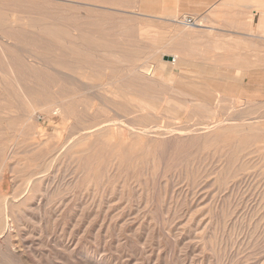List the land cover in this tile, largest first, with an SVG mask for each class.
<instances>
[{"label": "rangeland", "instance_id": "1", "mask_svg": "<svg viewBox=\"0 0 264 264\" xmlns=\"http://www.w3.org/2000/svg\"><path fill=\"white\" fill-rule=\"evenodd\" d=\"M55 1L0 0V33L17 44L0 49V264H264V86L204 88L168 64L183 28L158 0ZM143 95L156 106L144 118ZM120 118L127 134L83 139Z\"/></svg>", "mask_w": 264, "mask_h": 264}, {"label": "crops", "instance_id": "2", "mask_svg": "<svg viewBox=\"0 0 264 264\" xmlns=\"http://www.w3.org/2000/svg\"><path fill=\"white\" fill-rule=\"evenodd\" d=\"M155 11L176 16L162 22L183 28L168 48L175 54L162 57L177 56L174 66L193 82L208 83L204 88L264 86V0H158ZM188 17L197 26H185Z\"/></svg>", "mask_w": 264, "mask_h": 264}, {"label": "bare ground", "instance_id": "3", "mask_svg": "<svg viewBox=\"0 0 264 264\" xmlns=\"http://www.w3.org/2000/svg\"><path fill=\"white\" fill-rule=\"evenodd\" d=\"M12 1V0H11ZM38 1V0H37ZM57 1V0H56ZM55 1V2H56ZM63 1H65V0H63ZM3 2V1H2ZM9 2V1H8ZM7 2V3H8ZM40 2V1H39ZM39 2H38V4H39ZM42 2V1H41ZM45 2V1H44ZM54 2V1H53ZM58 2V1H57ZM6 3V2H5ZM10 3V2H9ZM48 3V2H47ZM64 3V2H63ZM67 3V2H66ZM73 3V2H72ZM71 3V4H72ZM17 4V3H16ZM41 4V3H40ZM44 4H46V3H44ZM43 4V5H44ZM53 4V3H52ZM55 4H57V3H55ZM55 4H53V5H55ZM70 4V5H71ZM4 5V4H3ZM43 5H41V6H43ZM46 5H48L49 6V3L48 4H46ZM52 5V6H53ZM65 5V4H64ZM73 5V4H72ZM40 6V5H39ZM51 6V7H52ZM57 6V5H56ZM62 6V5H61ZM44 7H45V5H44ZM58 7V6H57ZM60 7V6H59ZM73 7V6H72ZM54 8V7H53ZM2 9V8H1ZM46 9H48L47 8V6H46ZM51 9V8H50ZM56 9V8H55ZM36 10V9H35ZM37 10H39V9H37ZM42 10H43V8H42ZM49 10V9H48ZM51 11H54V10H51ZM56 11V10H55ZM36 12V11H35ZM38 12V11H37ZM42 12H44V11H42ZM42 12H40L41 14H42ZM11 13V12H10ZM20 13V12H19ZM50 12H48V13H46L47 15L49 14ZM59 13V12H58ZM65 13V12H64ZM1 14V13H0ZM3 14V13H2ZM45 13H43V15H44ZM55 14V13H54ZM57 14V13H56ZM60 14V13H59ZM7 15V14H6ZM38 15H40V14H38ZM47 15H46V17H47ZM50 15V14H49ZM61 15V14H60ZM59 15V16H60ZM23 16V15H22ZM54 16V15H53ZM8 17H10L9 15H8ZM8 17H6V18H8ZM21 17V16H20ZM29 17H30V15H29ZM61 17V16H60ZM14 18V17H13ZM18 18V17H17ZM40 18V17H39ZM39 18H36L37 20L39 19ZM31 19V18H30ZM42 19V18H41ZM51 19H53V18H51ZM1 20V19H0ZM15 20V19H14ZM18 20V19H17ZM36 20V21H37ZM44 20H45V18H43V20H41L42 22H44ZM54 20V19H53ZM195 20V19H194ZM40 21V20H39ZM40 21V22H41ZM46 21H47V19H46ZM171 21H173V19L171 20ZM196 21V20H195ZM27 22H28V20H27ZM27 22H25V23H27ZM50 22V21H49ZM48 22V23H49ZM15 23V22H14ZM34 23V22H33ZM32 23V24H33ZM45 23H47V22H45ZM44 23V24H45ZM51 23H53V22H51ZM64 23V22H63ZM175 23H176V21H175ZM181 23V22H180ZM41 24V23H40ZM13 25V24H12ZM41 25H43V23L41 24ZM33 26V25H32ZM1 27V26H0ZM34 27H36V26H34ZM33 27V28H34ZM45 27H47V26H45ZM181 29V28H180ZM34 30V29H33ZM36 30V29H35ZM82 30V29H81ZM178 30V29H177ZM66 31V30H65ZM159 31V30H158ZM179 31V30H178ZM45 32V31H44ZM78 32V31H77ZM86 32V31H85ZM89 32V31H88ZM166 32V31H165ZM182 32V31H181ZM168 33V32H167ZM3 34H4V32H3ZM188 34V33H187ZM48 35V34H47ZM162 35V34H161ZM65 36H67V35H65ZM75 36V35H74ZM6 37V36H5ZM5 37L4 36H2L1 35V33H0V49H6L7 47H9V49H10V47H12V46H17V44L16 43H14V42H9V40L6 38L5 39ZM42 37V36H41ZM41 37H39V39L41 38ZM50 38V37H49ZM59 38V37H58ZM65 38V37H64ZM77 38V37H76ZM42 39V38H41ZM44 39H45V37H44ZM11 40V39H10ZM38 40V39H37ZM45 40H47V41H49L48 39H45ZM44 40V41H45ZM71 40V39H70ZM79 40V39H78ZM80 40H82V39H80ZM12 41V40H11ZM55 41V40H54ZM54 41H52V42H54ZM32 42V41H31ZM50 42V41H49ZM48 42V44H50ZM51 42V43H52ZM47 43V42H46ZM46 43H44V44H46ZM57 42H55V44H56ZM42 44V43H41ZM54 44V43H53ZM87 45V43H84V46H86ZM47 45V44H46ZM50 45H52V44H50ZM80 45H82V44H80ZM83 46V45H82ZM40 47V46H39ZM42 47V46H41ZM60 47V46H59ZM52 48V47H51ZM72 48V47H71ZM8 49V48H7ZM29 49V48H28ZM61 49H63V48H61ZM81 50V49H80ZM85 51V50H84ZM87 51V50H86ZM2 52H4V51H2ZM64 52L65 53H67L68 54V51H66V50H64ZM175 52H176V50H175ZM58 53V52H57ZM6 54V53H5ZM60 54V53H59ZM70 54V53H69ZM68 54V55H69ZM75 54V53H74ZM57 55V54H56ZM61 56V55H60ZM60 56H58L57 55V57H60ZM72 57V56H71ZM175 57H177V56H175ZM5 58H6V56H5ZM25 58V57H24ZM27 58V57H26ZM60 58H63V57H60ZM66 58V57H65ZM65 58L64 59H61V60H65ZM178 58V57H177ZM10 59H11V57H10ZM71 59V58H70ZM29 60V59H28ZM34 60H36V59H34ZM87 61H88V59H86ZM7 61H9V60H7ZM31 61L32 62H36V67L38 66V65H40L41 64V62L38 64V62L37 61H33V58L31 59ZM66 61V60H65ZM177 61V59H175V62ZM30 62V61H29ZM89 62V61H88ZM121 62V61H120ZM131 62V61H130ZM164 62V61H163ZM11 63V62H10ZM34 64V63H33ZM38 64V65H37ZM43 64L44 63H42V65H41V67L43 66ZM168 64H173V65H175L176 63H174V61H171V63H168ZM168 64L167 63H165L164 62V64H162L163 65V67L165 68V67H168ZM35 65V64H34ZM19 66V65H18ZM68 66V65H67ZM36 67H34V68H36ZM41 67H39L38 66V68L40 69ZM44 67V69H45V65L43 66ZM72 67V66H71ZM122 67V66H121ZM157 67V66H156ZM32 68V67H31ZM33 68V69H34ZM38 68H36V70L38 69ZM76 68V67H75ZM150 68L152 69V67L150 66ZM150 68H149V70H146V68H144V70L143 71H140L139 69V71H140V75L141 76H143V79H155L154 77H155V72L156 71H158V70H154V72H153V69H152V71H150ZM153 68H154V66H153ZM158 68V67H157ZM174 68H175V66H174ZM11 69V68H10ZM12 69H13V67H12ZM85 69V68H84ZM87 69V68H86ZM166 69V68H165ZM169 69V68H168ZM41 70V69H40ZM43 70V69H42ZM88 70H90V69H88ZM87 70V71H88ZM43 71H45V70H43ZM68 71H69V69H68ZM3 73H4V71H2ZM66 72V71H65ZM79 72V71H78ZM82 72V71H81ZM84 72V71H83ZM82 72V73H83ZM34 73V72H33ZM71 73V72H70ZM76 73V72H75ZM85 73V72H84ZM91 73V72H90ZM134 73V72H133ZM65 74V73H64ZM66 74H68V73H66ZM3 75V74H2ZM83 75V74H82ZM90 75V74H89ZM132 75V74H131ZM130 75V76H131ZM135 75V74H134ZM136 75H139V74H136ZM62 76V73H61V75L59 76V77H61ZM67 76H69L70 77V74H68ZM67 76H66V79H67ZM72 76V75H71ZM75 76H77V75H75L74 74V77ZM171 76V75H170ZM69 77H68V79H69ZM88 77V76H87ZM90 77V76H89ZM133 77V76H132ZM9 78V77H8ZM33 78V77H32ZM63 79H64V75H63V77H62ZM72 78V81H74L73 79V76L71 77ZM77 78H79V77H77ZM76 78V79H77ZM91 78V77H90ZM141 78V77H140ZM174 78V77H173ZM172 78V79H173ZM61 79V78H60ZM66 79H64V80H66ZM67 79V80H68ZM21 80H24V79H21ZM59 80V79H58ZM79 80V79H78ZM77 80V82H80V81H78ZM80 80H82V79H80ZM86 80H87V78H86ZM85 80V83L87 82ZM131 80V79H130ZM26 81V80H25ZM37 81V80H36ZM72 81H70V82H72ZM76 81V80H75ZM159 81V80H158ZM171 81V80H170ZM169 81V82H170ZM53 82V81H52ZM55 82V81H54ZM60 82V81H59ZM65 82V81H64ZM68 82V81H67ZM66 82V83H67ZM82 83H78V84H76V86H82V85H79V84H83V81H81ZM139 82V81H138ZM155 83H157V81H154ZM39 83V82H38ZM37 83V84H38ZM84 83V84H85ZM133 83V82H132ZM43 84V83H42ZM65 84V83H64ZM69 84H71V83H69ZM69 84L67 85V84H65V85H67V86H69ZM73 84H74V82H73ZM72 84V85H73ZM131 84V83H130ZM40 85V84H39ZM59 85V84H58ZM60 85H61V83H60ZM85 85H87V84H85ZM168 85H170V84H168ZM167 85V86H168ZM23 86H26V85H23ZM129 86V85H128ZM135 86V85H134ZM150 86V85H149ZM173 86V85H172ZM31 87V86H30ZM44 87V86H43ZM42 87V88H43ZM50 87V86H49ZM70 87H75V85H73V86H70ZM84 87V86H83ZM28 88V87H27ZM39 88H41L40 86H39ZM46 88H48V87H46ZM61 88H62V86H61ZM94 88V87H93ZM138 88V87H137ZM136 88V89H137ZM25 89V88H24ZM43 89H45V87L43 88ZM83 89H85V88H83ZM82 89V90H83ZM123 89V88H122ZM128 89V88H127ZM130 90H133L132 88H129ZM7 90V89H6ZM42 90V89H41ZM129 90V91H130ZM172 90V89H171ZM70 91H72V90H70ZM94 91H95V89H94ZM125 91V90H124ZM127 92H128V90H126ZM150 91V90H149ZM68 92V91H67ZM114 92V91H113ZM118 92H120V94H117L116 92L115 93H112L113 95H114V97H116V98H118V99H120L119 97H123V100H124V98H126V97H124L123 96V94H121L122 93V91H118ZM136 92V91H135ZM138 92V91H137ZM136 92V93H137ZM217 92V91H216ZM224 92V91H223ZM66 93V92H65ZM69 93H71V92H69ZM124 93V92H123ZM128 93H130V92H128ZM60 94V93H59ZM61 94H63V93H61ZM97 94V93H96ZM131 94V93H130ZM155 94V93H154ZM154 94H152V95H154ZM204 96H212L213 94L212 93H210V92H206V93H202ZM219 94H220V92H219ZM224 94V93H223ZM34 95V94H33ZM134 95V94H133ZM137 95V94H136ZM139 95V94H138ZM151 95V96H152ZM64 96H66V94L64 95ZM69 96V95H68ZM76 96V95H75ZM222 96V95H221ZM157 97V96H156ZM6 98V97H5ZM60 98H62L61 96H60ZM66 98H69V97H66ZM72 98V97H71ZM79 97H77V99H78ZM30 99V98H29ZM35 99V98H34ZM74 99H76V97H74ZM128 99V98H127ZM127 99H126V101H127ZM137 99H138V101L139 102H137L138 104L137 105H135V107H134V115L136 114V115H141L142 114V117L144 118V116H143V114L145 113V112H150V113H153L154 114V112H155V109H156V106L155 105H153V104H150L148 101H147V98H146V95H143V96H137ZM136 98H134L133 96H131V99H130V101L131 100H133V101H136L137 100ZM4 100H6V99H4ZM31 100V99H30ZM29 100V101H30ZM33 100V99H32ZM63 100H65V97L64 98H62V101ZM66 100H69L70 101V99H66ZM72 100V99H71ZM79 100H80V98H79ZM86 101H88V99H85ZM90 100H91V96H90ZM93 100V99H92ZM9 101V100H8ZM78 101V100H77ZM120 101H122V100H120ZM211 101V100H210ZM32 102V101H31ZM59 102V101H58ZM58 102H54V104L52 105V106H56V105H58ZM81 102V101H80ZM79 102V103H80ZM119 102V101H118ZM125 102V101H124ZM123 102V103H124ZM11 103H13V102H11ZM30 103V102H29ZM50 103H51V101H50ZM60 103V102H59ZM63 103H65V102H63ZM66 103H68V102H66ZM76 103V102H75ZM82 103H85V102H82ZM92 103V102H91ZM116 103V102H115ZM125 103H127V102H125ZM124 103V104H125ZM136 103V102H135ZM161 103V102H160ZM215 105L216 104H220V103H222V101H219V100H216V101H214L213 102ZM2 104V103H1ZM4 104V103H3ZM52 104V103H51ZM85 104H87V103H85ZM120 104V103H119ZM128 104V103H127ZM132 104V103H131ZM130 104V105H131ZM9 105V104H8ZM8 105H6V106H8ZM12 105V104H11ZM67 105V104H66ZM78 105V104H77ZM103 105H104V103H103ZM118 105V104H117ZM132 105H134V103L132 104ZM1 106V105H0ZM14 106V105H13ZM37 105H36V103H35V105H34V109H35V107H36ZM51 106V105H50ZM97 106V105H96ZM107 106V105H106ZM121 106V105H120ZM124 106V105H123ZM58 107V106H57ZM69 107V106H68ZM79 107H81V105H79ZM72 108V107H71ZM96 108V107H95ZM105 108H108V107H105ZM116 108H118V107H116ZM115 108V109H116ZM120 108V107H119ZM159 108V107H158ZM162 108V107H161ZM51 109V108H50ZM56 109V108H55ZM61 109V108H60ZM77 109V108H76ZM76 109H72V111L71 112H73V113H76V115H79V113H77V112H74ZM86 109L87 110H90V106H89V103L86 105ZM110 109V108H109ZM129 109H131V107H129ZM160 109V108H159ZM48 110V109H47ZM70 110V109H69ZM99 110V109H98ZM117 110H119V109H117ZM124 110H126V109H124ZM132 110V109H131ZM186 110V112H190L188 109H185ZM57 111V110H56ZM68 111V110H67ZM122 111V110H121ZM120 111V112H121ZM127 111H128V109H127ZM203 111V110H202ZM14 112V111H13ZM96 112V111H95ZM114 112H116V111H114ZM123 112V111H122ZM128 112H130V111H128ZM158 112V111H157ZM156 112V113H157ZM9 113V112H8ZM70 113V112H69ZM84 113V112H83ZM89 113V112H88ZM117 113V112H116ZM125 113V112H124ZM138 113V114H137ZM118 114V113H117ZM148 114V113H147ZM162 114V113H161ZM56 115V114H55ZM61 115V114H60ZM86 115V114H85ZM122 115V114H121ZM121 115H120V117H121ZM129 115V114H128ZM157 115V114H156ZM174 115V114H173ZM176 115V114H175ZM174 115V116H175ZM62 116V115H61ZM87 116V115H86ZM96 116H98V115H96ZM103 116V115H102ZM130 116V115H129ZM159 116V115H158ZM177 117H178V115H176ZM182 116H184L183 114H182ZM99 117V116H98ZM97 117V118H98ZM124 117V116H123ZM127 117V116H126ZM137 117V116H136ZM147 117V116H146ZM10 118V117H9ZM9 118H7V119H9ZM85 118V117H84ZM116 118V117H115ZM122 118V117H121ZM114 119V120H112V123L110 122V123H106V121H102V123H100V124H97L96 123V125H94L93 127H90V128H87L86 130H88L87 132H85V134H83L82 135V137H83V139H85V137H87V136H97V135H101L103 132H107L108 133V131H110V130H115L117 133V135H118V132H120L121 131V133L122 132H124V134H127L126 133V128H128L130 131H131V129L129 128L130 127V125H126V123L122 120V119ZM128 118V117H127ZM179 118V117H178ZM186 118V117H185ZM188 118V117H187ZM190 118V117H189ZM188 118V119H189ZM4 119V118H3ZM95 119H96V117H95ZM98 119H100V118H98ZM131 119H132V117H131ZM140 119H142V118H140ZM181 118H179V120H180ZM12 120V119H11ZM66 120H67V118H66ZM75 120V119H74ZM79 120V119H78ZM84 121H85V119H83ZM103 120V119H102ZM4 121H5V119H4ZM13 121V120H12ZM71 121V120H70ZM81 121V120H80ZM132 121H134V120H132ZM190 121V120H189ZM217 121V120H216ZM181 122V121H180ZM197 122V121H196ZM5 123H6V121H5ZM8 123H10V122H8ZM85 123H86V121H85ZM140 123V122H139ZM146 123V122H145ZM149 123V122H148ZM182 123V122H181ZM192 123H194V122H192ZM198 123V122H197ZM72 124V123H71ZM70 124V125H71ZM79 124V123H78ZM77 124V125H78ZM141 124V123H140ZM144 124V123H143ZM142 124V125H143ZM188 124V123H187ZM200 124V123H199ZM204 124V123H203ZM222 123L221 122H219L217 125H216V127H221L222 125H221ZM18 125V124H17ZM69 125V126H70ZM89 125H91V124H89ZM88 125V126H89ZM136 125V124H135ZM145 125H148L147 123L145 124ZM156 125V124H155ZM168 125H169V123H168ZM181 125H184L183 123L181 124ZM189 125V124H188ZM194 125H196V124H194ZM193 125V126H194ZM6 126V125H5ZM137 126V125H136ZM152 126H153V124H152ZM157 126V125H156ZM174 126V125H173ZM177 126V125H176ZM187 126V125H186ZM190 126H192V125H189V127ZM191 127V130L190 131H193L192 129L195 127ZM198 126V125H197ZM86 127V126H85ZM125 128V129H121V128ZM135 127V126H134ZM144 127V126H143ZM149 127V126H148ZM155 127V126H154ZM168 126H166V128H167ZM199 127V126H198ZM202 127H204V126H202ZM70 128V127H69ZM139 128H141L140 127V125H139ZM170 128V127H169ZM171 128H173V127H171ZM183 128V127H182ZM207 128V127H206ZM75 129V128H74ZM147 129V128H146ZM199 129V128H198ZM227 129V128H226ZM140 130V129H139ZM155 130V129H154ZM157 130H159V129H157ZM165 130V129H164ZM171 130V129H170ZM169 130V131H170ZM174 130V129H173ZM185 130V129H184ZM188 130V129H187ZM195 131H196V129H194ZM132 131H134L133 129H132ZM136 131V130H135ZM134 131V132H135ZM138 131V130H137ZM151 130H149V132H150ZM199 131V133H201V135H203L204 133L203 132H201L200 130H198ZM203 131V130H202ZM206 131H208V129L206 130ZM217 131V130H216ZM215 131V132H216ZM225 131V130H224ZM227 131V130H226ZM229 131H230V127H229ZM236 131V130H235ZM160 132V131H159ZM173 132V131H172ZM183 132V131H182ZM205 132V131H204ZM223 132V131H222ZM242 132V131H241ZM130 133V132H129ZM132 133V132H131ZM140 133H143V131L142 132H140ZM154 133L155 132H153V135H154ZM171 133V132H170ZM170 133H168L167 132V135L169 134V136H170ZM197 133V132H196ZM203 133V134H202ZM229 133V132H228ZM36 134V133H35ZM35 134H33V135H35ZM69 134H70V132H69ZM123 134V135H124ZM145 134H146V132H145ZM198 134V133H197ZM196 134V135H197ZM207 134V133H206ZM215 134V133H214ZM222 134H225L224 132L222 133ZM71 135V134H70ZM140 135V134H139ZM152 134H151V136H153ZM172 135V134H171ZM174 135V134H173ZM195 135V136H196ZM200 135V134H199ZM29 136V135H28ZM104 136V135H103ZM111 136V135H110ZM138 136V135H137ZM142 136V135H141ZM145 136V135H144ZM146 136H147V134H146ZM205 136V135H204ZM206 136H208V134L206 135ZM219 136V135H218ZM143 137V136H142ZM172 137V136H171ZM179 137H181V136H179ZM178 137V138H179ZM186 137V136H185ZM189 137H190V135H189ZM89 138V137H88ZM135 138H136V136H135ZM148 138V137H147ZM150 138V137H149ZM167 138V137H166ZM176 138H177V136H176ZM182 138V137H181ZM90 139V138H89ZM113 139V138H112ZM111 139V141H114V140H112ZM183 139H184V136H183ZM86 140V139H85ZM102 140V139H101ZM109 139H107V141H108ZM123 140V139H122ZM163 140V139H162ZM87 141V140H86ZM107 141H105V145H106V142ZM140 141H141V139H140ZM145 141H146V138H145ZM81 142V141H80ZM89 142V141H88ZM99 142V141H98ZM125 142V141H124ZM147 142V141H146ZM128 143V142H127ZM144 143V142H143ZM80 144V143H79ZM92 144V143H91ZM98 145H99V143H97ZM207 144V143H206ZM82 145V144H81ZM102 145V144H101ZM140 145H142V144H140ZM140 145H138L139 147H140ZM92 146V145H91ZM102 146H104V145H102ZM137 146V147H138ZM83 147V146H82ZM112 147H113V145H112ZM17 148V147H16ZM83 148H85V147H83ZM88 148V147H87ZM100 148V147H99ZM106 148V147H105ZM130 149V148H129ZM12 150V149H11ZM96 150V149H95ZM114 150V149H113ZM137 150V149H136ZM15 151V150H14ZM86 151V150H85ZM105 151V150H104ZM12 152V151H11ZM115 152V151H114ZM135 152V151H134ZM15 153H16V151H15ZM14 153V154H15ZM87 153V152H86ZM119 153V152H118ZM8 154H10V153H8ZM12 154V153H11ZM88 155V154H87ZM90 155V154H89ZM9 156V155H8ZM117 156V155H116ZM124 156V155H123ZM112 157H113V154H112ZM131 157V156H130ZM133 157V156H132ZM135 157V156H134ZM13 158V157H12ZM124 158V157H123ZM93 159V158H92ZM121 159H122V157H121ZM120 159V160H121ZM134 158H132V159H129V160H133ZM140 159V158H139ZM9 160V159H8ZM119 160V159H118ZM120 160L118 161V162H120ZM122 160H124V159H122ZM136 160H137V158H136ZM95 161H96V159H95ZM113 161H115V160H113ZM112 161V162H113ZM6 162V161H5ZM98 162V161H97ZM96 162V163H97ZM133 162V161H132ZM137 162V161H136ZM99 163H100V161H99ZM119 164V163H118ZM114 165H117V163L116 164H114ZM122 165V164H121ZM99 166V165H98ZM118 166V165H117ZM116 166V167H117ZM123 166V165H122ZM119 167V166H118ZM10 168V167H9ZM120 168V167H119ZM14 169V168H13ZM15 170V169H14ZM119 170H122V169H119ZM121 172V171H120ZM119 171H118V173H120ZM98 173V172H97ZM108 174V173H107ZM1 175V174H0ZM5 176V175H4ZM92 176V175H91ZM90 176V177H91ZM93 177V176H92ZM6 178V177H5ZM4 178V179H5ZM3 179V180H4ZM2 180V179H1ZM2 180V181H3ZM6 180V179H5ZM100 181V180H99ZM91 182V181H90ZM89 182V183H90ZM3 184H5V183H3ZM2 184V185H3ZM91 184V183H90ZM35 193V192H34ZM6 197V196H5ZM5 200V199H4ZM46 202V201H45ZM4 205L2 206V208H1V210H0V234H2L3 236H4V234H5V232H6V225H7V221L5 220V217L7 216V214H8V212H9V204H7L6 203V200L4 201V203H3ZM13 207V206H12ZM11 215V214H10ZM9 218H10V216H9ZM8 219V218H7ZM12 221H13V219H11ZM25 220H26V218H25ZM20 221V220H19ZM28 222V221H27ZM9 225V224H8ZM12 225H13V223H12ZM9 228H10V226H9ZM15 228V227H14ZM13 228V229H14ZM11 230V229H10ZM15 230V229H14ZM13 230V231H14ZM9 231V230H8ZM16 231V230H15ZM15 231H14V233H15ZM11 233V232H10ZM8 234V233H7ZM1 236V235H0ZM2 237V236H1ZM7 237V236H6ZM4 239V238H3ZM8 240V239H7ZM1 242V241H0ZM2 243V242H1ZM4 243V242H3ZM3 243H2V246H3ZM6 244H7V242H6ZM6 247V246H5ZM0 248H2V247H0ZM4 249V248H3ZM3 249H1V250H3ZM262 249V248H261Z\"/></svg>", "mask_w": 264, "mask_h": 264}, {"label": "built area", "instance_id": "4", "mask_svg": "<svg viewBox=\"0 0 264 264\" xmlns=\"http://www.w3.org/2000/svg\"><path fill=\"white\" fill-rule=\"evenodd\" d=\"M184 21H185L184 24H185V26H187V27H188V26H192V27L197 26L196 21H195L192 17H188V18H186Z\"/></svg>", "mask_w": 264, "mask_h": 264}]
</instances>
